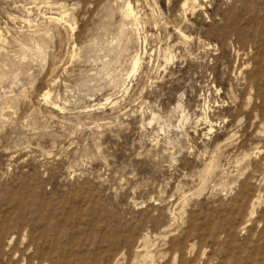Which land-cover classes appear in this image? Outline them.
Instances as JSON below:
<instances>
[{
	"label": "rangeland",
	"instance_id": "rangeland-1",
	"mask_svg": "<svg viewBox=\"0 0 264 264\" xmlns=\"http://www.w3.org/2000/svg\"><path fill=\"white\" fill-rule=\"evenodd\" d=\"M183 3L0 0V264H264V0Z\"/></svg>",
	"mask_w": 264,
	"mask_h": 264
},
{
	"label": "bare ground",
	"instance_id": "bare-ground-1",
	"mask_svg": "<svg viewBox=\"0 0 264 264\" xmlns=\"http://www.w3.org/2000/svg\"><path fill=\"white\" fill-rule=\"evenodd\" d=\"M188 0H184V3L182 4V5H184V4H186V2H187ZM134 11L132 10V8H131V6H130V4L129 3H126V5H125V8H124V16H126V17H132V16H134V13H133ZM137 15V14H136ZM49 18V20L50 21H52V22H59L60 21V18H58V17H55L54 15L52 16H49L48 17ZM63 18V17H62ZM135 20V19H134ZM70 26V25H69ZM39 48V47H38ZM37 47L35 48L36 50L38 49ZM38 51H39V49H38ZM136 58L134 59V61H133V67H132V71L134 72V69H135V67H136V65H137V61H138V57L137 56H135ZM134 58V57H133ZM132 61H131V63H132ZM46 96H47V93H43V98L44 99H46ZM51 106H53V108H55L56 107V105L53 103V105H51ZM211 125V124H210ZM210 129V128H209ZM146 253V252H145ZM142 256V255H141ZM149 257V256H148ZM145 261V260H144ZM147 262V261H146Z\"/></svg>",
	"mask_w": 264,
	"mask_h": 264
}]
</instances>
